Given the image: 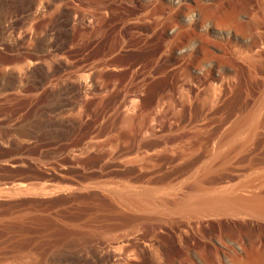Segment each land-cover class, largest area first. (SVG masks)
<instances>
[{"label":"rangeland","instance_id":"1","mask_svg":"<svg viewBox=\"0 0 264 264\" xmlns=\"http://www.w3.org/2000/svg\"><path fill=\"white\" fill-rule=\"evenodd\" d=\"M221 193L264 203V0H0V264H264Z\"/></svg>","mask_w":264,"mask_h":264},{"label":"bare ground","instance_id":"2","mask_svg":"<svg viewBox=\"0 0 264 264\" xmlns=\"http://www.w3.org/2000/svg\"><path fill=\"white\" fill-rule=\"evenodd\" d=\"M45 73V72H44ZM47 77V76H46ZM44 81V80H43ZM43 81H41L43 83ZM40 82V81H39ZM38 82V83H39ZM37 83V81H36ZM34 84V83H33ZM13 85V84H12ZM12 85H10V87H12ZM42 86V85H41ZM243 123V122H242ZM242 134V133H241ZM243 136V135H242ZM246 194V193H245ZM200 195V194H198ZM207 196V195H206ZM230 196V195H229ZM235 196V195H234ZM261 196V195H260ZM195 197H198V196H195ZM231 197V196H230ZM136 199V198H135ZM134 199V200H135ZM143 199V198H142ZM140 200V201H132L131 203L135 204V205H147L149 204V200H147L146 202H144L143 200ZM149 199V198H148ZM255 199V198H253ZM252 198L251 199H245L241 196L239 197H236V198H229V197H226V195H224L223 193H221V195L219 196H214V197H208V198H205V197H202L201 195L199 196V198H189L188 202L189 204L191 205H204V206H213V207H220V206H228V207H245V208H250V209H253V210H264V203L259 201L260 199H258V197L256 199L258 200H253ZM129 201V200H128ZM131 201V200H130ZM183 202V201H182ZM186 202V201H185ZM185 204V203H184ZM187 204V203H186ZM188 204V205H189ZM187 205V206H188ZM187 208V207H186ZM185 210V209H184ZM249 210V209H248ZM195 211V210H194ZM190 212V211H189ZM257 212V211H256ZM200 213V212H199ZM236 214V213H235ZM238 214V213H237Z\"/></svg>","mask_w":264,"mask_h":264}]
</instances>
